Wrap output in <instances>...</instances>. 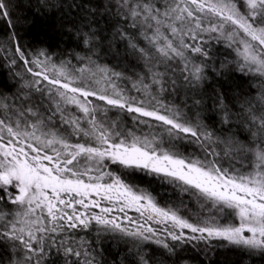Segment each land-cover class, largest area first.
<instances>
[{
  "label": "snow or ice",
  "instance_id": "obj_1",
  "mask_svg": "<svg viewBox=\"0 0 264 264\" xmlns=\"http://www.w3.org/2000/svg\"><path fill=\"white\" fill-rule=\"evenodd\" d=\"M13 7L0 0V19L14 29L8 39L31 78L16 73L18 105L0 97V248L10 250L8 264H56L53 250L64 264H95L81 262L92 252L73 246L76 230L119 233L132 243L127 264H157L151 244L177 257L174 264L178 246L201 243L264 258V91L240 105L234 125L227 94L205 88L223 75L210 63L212 42L235 53L242 74L264 80V0H112V39L143 61L131 75L93 59L107 37L91 22L77 29L92 53L77 54L78 66L47 48L26 54ZM204 95L220 106V127L204 122ZM140 126L149 131L137 134ZM138 175L172 185L198 211L182 214L183 199L160 206L134 183Z\"/></svg>",
  "mask_w": 264,
  "mask_h": 264
},
{
  "label": "trees",
  "instance_id": "obj_2",
  "mask_svg": "<svg viewBox=\"0 0 264 264\" xmlns=\"http://www.w3.org/2000/svg\"><path fill=\"white\" fill-rule=\"evenodd\" d=\"M14 5L12 9L13 23L17 24V35L20 37V43L24 45L26 54H31L36 49L47 48L53 54L54 58L59 60H71L78 66V61L74 57L92 55L83 45L77 35V29L87 31L86 25L91 22L93 29L101 37H107L99 47L95 49L93 59L101 65H108L116 71H124L131 75L133 72H142L143 61H139L130 54L123 40H113L112 36L116 28L114 9L110 8L112 0H12ZM106 8L109 10L106 11ZM27 17V21H25ZM10 26L3 19H0V97H7L8 103L19 104L15 99L19 89V73L25 79L31 77L26 73L22 61L14 53L13 42L8 39L11 35ZM130 34H135V30L129 28ZM140 39L141 45L146 44ZM210 63L219 69L223 75L209 80L205 84L208 93L215 95L213 89L227 94L225 103L231 110V119L234 125L239 124L240 118L237 112L241 104L246 101L257 103V97L264 91V80L254 75L242 74L235 63V53L231 52L224 45L212 42L210 44ZM16 59L15 66L10 67V61ZM224 65L222 68L221 65ZM162 70V69H161ZM178 83H181L178 80ZM185 89L181 88L179 100L186 98ZM135 94V93H134ZM191 92H187V97ZM36 103L40 102L38 94L33 98ZM202 115L204 122L210 126L215 124L220 127L219 121L223 115L218 104H214L208 95L203 96ZM189 103L191 100L189 99ZM235 105V107H233ZM47 115V113L45 114ZM126 126L134 127L130 119L126 120ZM140 131H139V130ZM141 130L147 133L149 130L143 126L136 128L137 134ZM234 131L237 129H233ZM242 139V137H240ZM186 154L197 151L195 146L179 149ZM134 183L142 189L149 191L162 207L180 206V200L183 199L187 209L181 206L182 214L194 215L198 211V206L194 200H189L186 196L177 195V190L167 183H162L159 178L138 175L134 178ZM94 228L102 226L94 225ZM223 243V242H221ZM217 242H213L216 245ZM82 245V247H81ZM89 245L91 248L89 249ZM78 250H91V257H81V262L85 259H93L95 264H127L126 257L131 259V253L128 249L132 248V243H125L119 233L111 231L76 230V236L73 243ZM151 251L156 253L155 260L157 264H174L177 257L167 258L164 250L155 244L149 245ZM9 249L0 248V257H3L4 264H8ZM179 254V264H264V258L260 256H246L242 250L235 246H213L205 248L201 243L196 247L192 244L181 245L177 248ZM49 260H55L56 264H64L63 258L57 256L55 250L52 251ZM75 259V258H73Z\"/></svg>",
  "mask_w": 264,
  "mask_h": 264
},
{
  "label": "rangeland",
  "instance_id": "obj_3",
  "mask_svg": "<svg viewBox=\"0 0 264 264\" xmlns=\"http://www.w3.org/2000/svg\"><path fill=\"white\" fill-rule=\"evenodd\" d=\"M128 215L131 216V217H133L134 219H139L141 223L144 222L143 219L140 218V217L138 216V214L135 213L134 211L129 212ZM152 226H153L154 228H161V227H163V226H161V225H156V224H154V223L152 224Z\"/></svg>",
  "mask_w": 264,
  "mask_h": 264
},
{
  "label": "bare ground",
  "instance_id": "obj_4",
  "mask_svg": "<svg viewBox=\"0 0 264 264\" xmlns=\"http://www.w3.org/2000/svg\"><path fill=\"white\" fill-rule=\"evenodd\" d=\"M139 130V129H138ZM140 131V130H139Z\"/></svg>",
  "mask_w": 264,
  "mask_h": 264
}]
</instances>
